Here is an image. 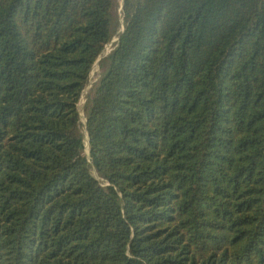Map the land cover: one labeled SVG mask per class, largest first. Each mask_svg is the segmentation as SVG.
Instances as JSON below:
<instances>
[{"label": "trees", "instance_id": "16d2710c", "mask_svg": "<svg viewBox=\"0 0 264 264\" xmlns=\"http://www.w3.org/2000/svg\"><path fill=\"white\" fill-rule=\"evenodd\" d=\"M115 8L0 0V264H264V0H121L86 156Z\"/></svg>", "mask_w": 264, "mask_h": 264}, {"label": "rangeland", "instance_id": "374dc122", "mask_svg": "<svg viewBox=\"0 0 264 264\" xmlns=\"http://www.w3.org/2000/svg\"><path fill=\"white\" fill-rule=\"evenodd\" d=\"M115 14H116V24L114 26L115 34L112 37L111 41L108 44H106L103 52L99 55V58L94 62L93 66L90 70L88 81H87L84 89L80 93V96H79V99L77 102V108H78V111L80 114V121L82 124L81 131L83 132V135H84L85 148H84L83 153L86 156H88V140H87V135H86L87 133L84 129V125H85L84 105L86 103L87 98L89 96H91V94L93 92V88L97 84V82L100 78V75L103 71L100 68V59H102L112 49V45L114 44V42L116 41V38H117V33H119L120 30L122 29L121 0H116ZM91 172L97 179H100L98 173L96 172V170L93 167H91Z\"/></svg>", "mask_w": 264, "mask_h": 264}, {"label": "water", "instance_id": "95a60500", "mask_svg": "<svg viewBox=\"0 0 264 264\" xmlns=\"http://www.w3.org/2000/svg\"><path fill=\"white\" fill-rule=\"evenodd\" d=\"M121 31H122V29L120 30V32H121ZM117 39H118V36H117L116 40H117ZM98 58H99V57H98ZM98 58H97V59H98ZM86 135H87V134H86Z\"/></svg>", "mask_w": 264, "mask_h": 264}, {"label": "bare ground", "instance_id": "6f19581e", "mask_svg": "<svg viewBox=\"0 0 264 264\" xmlns=\"http://www.w3.org/2000/svg\"><path fill=\"white\" fill-rule=\"evenodd\" d=\"M87 141V140H86Z\"/></svg>", "mask_w": 264, "mask_h": 264}]
</instances>
